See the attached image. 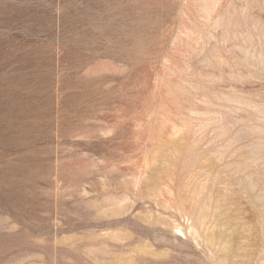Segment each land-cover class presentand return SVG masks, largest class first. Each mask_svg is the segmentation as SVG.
Returning a JSON list of instances; mask_svg holds the SVG:
<instances>
[{"label": "rangeland", "instance_id": "rangeland-1", "mask_svg": "<svg viewBox=\"0 0 264 264\" xmlns=\"http://www.w3.org/2000/svg\"><path fill=\"white\" fill-rule=\"evenodd\" d=\"M0 264H264V0H0Z\"/></svg>", "mask_w": 264, "mask_h": 264}]
</instances>
